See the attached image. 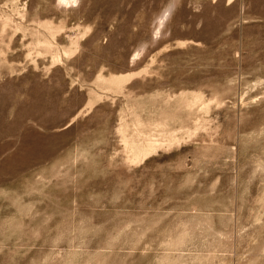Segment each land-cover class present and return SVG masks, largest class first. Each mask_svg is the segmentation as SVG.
<instances>
[{
    "label": "rangeland",
    "instance_id": "obj_1",
    "mask_svg": "<svg viewBox=\"0 0 264 264\" xmlns=\"http://www.w3.org/2000/svg\"><path fill=\"white\" fill-rule=\"evenodd\" d=\"M0 264H264V0H0Z\"/></svg>",
    "mask_w": 264,
    "mask_h": 264
},
{
    "label": "bare ground",
    "instance_id": "obj_2",
    "mask_svg": "<svg viewBox=\"0 0 264 264\" xmlns=\"http://www.w3.org/2000/svg\"><path fill=\"white\" fill-rule=\"evenodd\" d=\"M56 1H57L58 4H63V3H69V2H76L77 0H56ZM168 15H169V9L166 11V16H168ZM124 76L125 75H121V74L120 75L119 74L118 75H111L107 79H108V81L113 83L115 81H119L121 79H124L125 78ZM139 142L140 143L137 144V146H134L135 145L134 142H132V144H131L133 149H134V151H135L134 156L137 157V158L146 155L148 152H150L151 150H154L158 146L160 147V143L158 142V140L150 138V136L148 134H146L144 136V138L141 139V141H139Z\"/></svg>",
    "mask_w": 264,
    "mask_h": 264
}]
</instances>
